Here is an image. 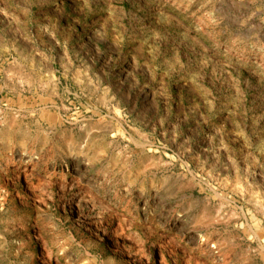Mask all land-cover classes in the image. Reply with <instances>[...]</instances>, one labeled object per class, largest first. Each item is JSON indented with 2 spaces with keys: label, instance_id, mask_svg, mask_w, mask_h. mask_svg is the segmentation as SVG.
<instances>
[{
  "label": "rangeland",
  "instance_id": "374dc122",
  "mask_svg": "<svg viewBox=\"0 0 264 264\" xmlns=\"http://www.w3.org/2000/svg\"><path fill=\"white\" fill-rule=\"evenodd\" d=\"M194 261L264 264V0H0V264Z\"/></svg>",
  "mask_w": 264,
  "mask_h": 264
},
{
  "label": "bare ground",
  "instance_id": "6f19581e",
  "mask_svg": "<svg viewBox=\"0 0 264 264\" xmlns=\"http://www.w3.org/2000/svg\"><path fill=\"white\" fill-rule=\"evenodd\" d=\"M75 197H77V196H75ZM181 253H183V256H185L186 258H188V260L192 258V256L187 251H185V250L182 251ZM200 262H202V261H200ZM194 264H195V261H194Z\"/></svg>",
  "mask_w": 264,
  "mask_h": 264
}]
</instances>
